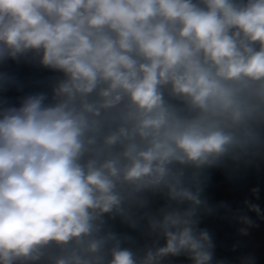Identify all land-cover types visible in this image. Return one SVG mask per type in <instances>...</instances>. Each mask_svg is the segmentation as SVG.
Masks as SVG:
<instances>
[{"label": "clouds", "instance_id": "1", "mask_svg": "<svg viewBox=\"0 0 264 264\" xmlns=\"http://www.w3.org/2000/svg\"><path fill=\"white\" fill-rule=\"evenodd\" d=\"M0 264H264V0H0Z\"/></svg>", "mask_w": 264, "mask_h": 264}]
</instances>
